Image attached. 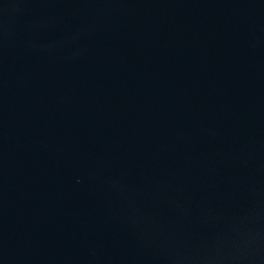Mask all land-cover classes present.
<instances>
[{
  "label": "water",
  "instance_id": "obj_1",
  "mask_svg": "<svg viewBox=\"0 0 264 264\" xmlns=\"http://www.w3.org/2000/svg\"><path fill=\"white\" fill-rule=\"evenodd\" d=\"M0 264H264V0H0Z\"/></svg>",
  "mask_w": 264,
  "mask_h": 264
}]
</instances>
